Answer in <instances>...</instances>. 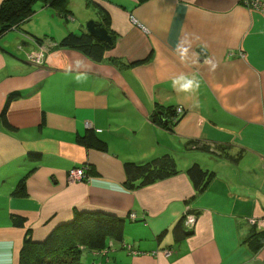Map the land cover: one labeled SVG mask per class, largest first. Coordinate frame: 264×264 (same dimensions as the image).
<instances>
[{
    "label": "crops",
    "instance_id": "obj_1",
    "mask_svg": "<svg viewBox=\"0 0 264 264\" xmlns=\"http://www.w3.org/2000/svg\"><path fill=\"white\" fill-rule=\"evenodd\" d=\"M68 8L67 20L78 21L63 24L38 2L0 37V264H18L26 239L44 241L82 212L124 221L122 243L83 249L86 264H264V227L251 223L264 217V17L244 0ZM104 15L115 41L101 62L59 47ZM39 48L37 65L29 55ZM11 94L8 127L1 115ZM169 107L182 114L167 129L158 122ZM86 135L104 150L79 143ZM164 154L177 174L125 186V164ZM194 163L208 171L200 192L186 173ZM83 165L91 179L70 183L69 170ZM27 173L26 195H12Z\"/></svg>",
    "mask_w": 264,
    "mask_h": 264
},
{
    "label": "trees",
    "instance_id": "obj_2",
    "mask_svg": "<svg viewBox=\"0 0 264 264\" xmlns=\"http://www.w3.org/2000/svg\"><path fill=\"white\" fill-rule=\"evenodd\" d=\"M140 3L147 0H138ZM47 5L57 11L65 20L71 15L69 10V0H4L0 5V37L13 27L29 20L35 13L34 6L37 3ZM111 34L112 44H107L97 40L87 31L77 34L67 33L58 43L61 48H70L83 53L86 57L95 62L104 59L105 52L113 47L115 36L109 30L110 20L107 15L99 21ZM39 43L43 39L37 38ZM16 97L11 94L2 111L1 119L8 127L6 120L7 108ZM166 115L167 125L158 122L164 128L170 129L171 126L180 118L172 107H169ZM79 143L104 150L100 145L91 143L88 135L78 137ZM100 142V143H99ZM190 145L198 146L195 141ZM203 150L207 147L202 146ZM31 159H39L38 154H29ZM126 181L125 186L130 190L149 186L157 181L165 180L178 173L177 165L171 154H164L150 160L125 164ZM197 191H202L208 181V171L203 169L198 163L192 164L186 171ZM29 173L24 175L17 183L12 195L23 197L26 195V181ZM23 218H16L14 224L17 227L24 225ZM124 234V221L112 215L103 213H76L74 219L56 227L51 234L41 242H33L26 239L19 253L18 264H86L82 262L83 249L88 251H102L109 247V242L122 243ZM178 236V233H177ZM264 239V237H263Z\"/></svg>",
    "mask_w": 264,
    "mask_h": 264
},
{
    "label": "built area",
    "instance_id": "obj_3",
    "mask_svg": "<svg viewBox=\"0 0 264 264\" xmlns=\"http://www.w3.org/2000/svg\"><path fill=\"white\" fill-rule=\"evenodd\" d=\"M244 2H245L246 6L249 9L255 10V11L261 13L264 16V0H244ZM37 57L40 59V63H41L42 53L38 52ZM176 112H177V114H181L182 113V108L178 107L176 109ZM68 173H69L68 174V181L70 183L77 182V181H82V179L85 177L84 176L85 170H82V169L75 170V171L74 170H70ZM185 218L186 219L183 221L184 226L187 229H192L193 228V219H194L193 215L192 214H188ZM100 252H103V250L100 251ZM104 252H106V251H104ZM164 253L166 254V253H168V251L165 250Z\"/></svg>",
    "mask_w": 264,
    "mask_h": 264
},
{
    "label": "water",
    "instance_id": "obj_4",
    "mask_svg": "<svg viewBox=\"0 0 264 264\" xmlns=\"http://www.w3.org/2000/svg\"><path fill=\"white\" fill-rule=\"evenodd\" d=\"M85 28L86 31L93 35L97 40L101 41V42H105L107 44H112V36L109 33V31L99 22L95 21V20H89L88 22H86L85 24ZM197 51L202 55V56H206L207 55V51L202 48V47H198ZM162 114H160L161 116ZM179 119V118H178ZM164 124H168L167 121H164ZM193 215V214H192ZM193 226L196 222V217L193 215Z\"/></svg>",
    "mask_w": 264,
    "mask_h": 264
},
{
    "label": "rangeland",
    "instance_id": "obj_5",
    "mask_svg": "<svg viewBox=\"0 0 264 264\" xmlns=\"http://www.w3.org/2000/svg\"><path fill=\"white\" fill-rule=\"evenodd\" d=\"M247 8H248V7H247ZM250 10H251V9H250ZM253 11H255V10H253ZM256 12H257V11H256ZM260 14H261V13H260ZM261 15H262V14H261ZM262 16H263V15H262ZM263 17H264V16H263ZM75 21H76V20H75ZM75 21H74V19H72V20L69 19V20H66V21H65V20H62V23H63V24H65V23L69 24V23H74ZM77 21H78V20H77ZM77 21H76V22H77ZM87 21H88V20H87ZM87 21H86V22H87ZM86 22H85V23H86ZM38 52H39V53H42V57H43V51L41 50V48H39V49H38L37 51H35V52L30 53V55H29V56H30V59H29V60H30L32 63L37 64V65L40 64V59H39L40 57H39V56H38L39 58L37 57ZM36 54H37V55H36ZM41 60H42V59H41ZM36 62H37V63H36ZM176 109H177V108H176ZM181 114H182V113H181ZM181 114H178V117L181 116ZM164 121H166V120H163V122H164ZM165 125H167V124H165ZM88 168H89L88 165H83V166H81V167H79V168H76V167H75V168H72L71 170H74V171H75V170H80V169L85 170V173H84V176H85V177L82 179V181H83V180H89V179H91V178H90L91 175L89 174V170H88ZM69 171H70V170H69ZM68 174H69V173H67V179H68ZM251 223H252V225H257V226H260V227H261V226L264 227V217L261 218V219H259V220H256V221H255V220H251Z\"/></svg>",
    "mask_w": 264,
    "mask_h": 264
}]
</instances>
